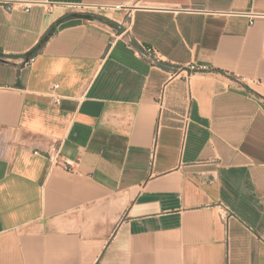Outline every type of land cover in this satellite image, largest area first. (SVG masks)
Instances as JSON below:
<instances>
[{
	"label": "crops",
	"instance_id": "crops-1",
	"mask_svg": "<svg viewBox=\"0 0 264 264\" xmlns=\"http://www.w3.org/2000/svg\"><path fill=\"white\" fill-rule=\"evenodd\" d=\"M14 1L0 264H264V0Z\"/></svg>",
	"mask_w": 264,
	"mask_h": 264
},
{
	"label": "built area",
	"instance_id": "built-area-1",
	"mask_svg": "<svg viewBox=\"0 0 264 264\" xmlns=\"http://www.w3.org/2000/svg\"><path fill=\"white\" fill-rule=\"evenodd\" d=\"M22 5L23 9L25 11L29 10V5L28 4H24L22 2H17L14 0H0V5H7L8 9L10 11L15 10V5ZM103 10H113V11H119L122 10V7H103ZM143 53L146 55V57L152 62V63H156L160 60V58L158 57V54L155 50L153 49H149V48H143ZM36 57H31L28 60H26L24 63L26 66H31L35 63ZM188 72L190 73H200V72H206L209 69H207V67H198L196 65H191L186 69ZM59 88L58 85H55L52 87V92H51V99L53 101V103L55 104H60L61 103V97H59V95H57L56 91ZM47 156L49 158V160L54 163V162H58L60 161V152L57 149H52L51 151H49L47 153Z\"/></svg>",
	"mask_w": 264,
	"mask_h": 264
},
{
	"label": "rangeland",
	"instance_id": "rangeland-1",
	"mask_svg": "<svg viewBox=\"0 0 264 264\" xmlns=\"http://www.w3.org/2000/svg\"><path fill=\"white\" fill-rule=\"evenodd\" d=\"M75 10H78V11H84V13L88 14V15H109L111 16V12L112 11H109V10H97V9H85V10H82V9H75Z\"/></svg>",
	"mask_w": 264,
	"mask_h": 264
}]
</instances>
